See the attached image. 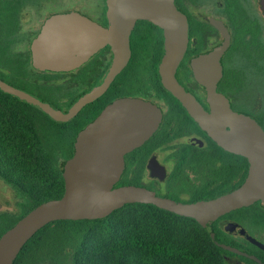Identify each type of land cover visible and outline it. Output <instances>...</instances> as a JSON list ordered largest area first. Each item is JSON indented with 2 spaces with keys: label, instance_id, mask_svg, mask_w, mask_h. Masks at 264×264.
<instances>
[{
  "label": "flooded vegetation",
  "instance_id": "flooded-vegetation-1",
  "mask_svg": "<svg viewBox=\"0 0 264 264\" xmlns=\"http://www.w3.org/2000/svg\"><path fill=\"white\" fill-rule=\"evenodd\" d=\"M175 5L187 18L189 37L187 52L175 72L178 83L206 112H211L208 92L197 80L192 63L225 45L217 91L234 111L253 116L264 128L260 122L264 118V0H175ZM71 13L103 27L109 25L107 0H0V39L15 41V53L30 57L35 92L63 111L102 85L114 62L112 46L107 44L71 70H38L33 66L32 44L44 25L55 16ZM136 28L138 46L149 58L137 68L141 74L135 84L127 72L131 70ZM130 48L128 63L106 91L77 113L82 112L83 130L119 99H141L159 108L162 117L157 129L125 155V166L115 186H144L188 203L216 199L239 189L248 177V157L218 144L163 83L159 70L164 55L162 28L149 20H138L130 36ZM212 228L215 237L205 230L213 247L218 248L215 260L223 264H264L261 200L218 217Z\"/></svg>",
  "mask_w": 264,
  "mask_h": 264
},
{
  "label": "water",
  "instance_id": "water-1",
  "mask_svg": "<svg viewBox=\"0 0 264 264\" xmlns=\"http://www.w3.org/2000/svg\"><path fill=\"white\" fill-rule=\"evenodd\" d=\"M107 2V27L78 13L55 16L44 25L32 44L33 66L50 71L74 69L110 44L114 62L102 85L81 97L68 111L55 109L2 79L0 90L36 105L58 121H69L86 103L103 94L126 66L131 56L130 36L136 22L149 20L164 33V55L159 66L164 85L218 144L248 157L247 180L229 194L192 203L165 197L144 186L116 187L125 166V155L153 135L162 115L157 106L141 99L113 101L76 136L75 152L62 171L65 184L62 197L39 204L0 237V264H14L30 238L52 221L104 218L126 204H152L191 218L213 237L212 223L218 217L258 200L264 205V128L253 116L234 111L228 99L217 91L223 75L221 57L226 46L192 63L197 80L208 92L211 112H206L175 76L189 42L187 18L177 8L175 0ZM220 246L226 248L223 244Z\"/></svg>",
  "mask_w": 264,
  "mask_h": 264
},
{
  "label": "trees",
  "instance_id": "trees-1",
  "mask_svg": "<svg viewBox=\"0 0 264 264\" xmlns=\"http://www.w3.org/2000/svg\"><path fill=\"white\" fill-rule=\"evenodd\" d=\"M139 43L136 28L133 33L131 70L127 72V77L133 79L135 84L141 74L137 68L144 64L143 59L146 61L149 58L143 56ZM14 44L13 40L0 39V78L48 101L35 92V80L29 68L30 57L15 53ZM159 59L160 55L157 56L156 63ZM2 96L7 98L5 100L11 99L22 105L21 112L25 121H16L0 111V178L14 188L22 199L18 214H0V237L39 204L62 197L65 190L63 167L73 156L75 138L82 130V112L69 121H58L36 105L2 90L0 103L8 102L1 100L4 99ZM260 122L264 126V118ZM51 169L56 171L57 178L59 175V184L58 180L54 181ZM138 207L195 224L206 237L208 264H223L215 260L218 248L213 247L209 234L197 221L142 203L126 204L104 218L52 221L30 238L14 264H87L89 255L86 244L90 234L108 224L122 210ZM143 225L141 222H124L114 231V237L108 241L115 245L111 250L105 249L106 255H99L103 257L105 264H207L199 254L197 259L185 254H175L170 241L166 242L160 235L150 238Z\"/></svg>",
  "mask_w": 264,
  "mask_h": 264
},
{
  "label": "rangeland",
  "instance_id": "rangeland-1",
  "mask_svg": "<svg viewBox=\"0 0 264 264\" xmlns=\"http://www.w3.org/2000/svg\"><path fill=\"white\" fill-rule=\"evenodd\" d=\"M5 100L6 97H1ZM8 102L0 103V111L6 113L10 118H14L16 121L23 122L25 118L21 112L22 105L19 102L11 99L5 100ZM28 141L29 137H26ZM34 146V145H33ZM32 147V146H28ZM54 181L58 180L60 183V177H56V171L51 169ZM20 195L10 185L5 183L0 178V202L2 207L0 214L4 212H10L18 214L21 211ZM124 222L138 223L141 222L147 233L151 238L155 235H160L166 242L170 241L173 245L175 254H185L187 257L197 259L198 254L205 258L206 263H209L208 252L206 254L205 244L206 237L199 231V228L188 221L182 219H174L166 217L165 215L155 212L152 209L147 208H126L112 217L111 221L97 228L93 231L87 241V253L88 263L87 264H105L103 257L99 255H106L105 249L111 250L115 245L114 242H109L108 239L113 238L114 231ZM150 230H146V229ZM146 250V249H145Z\"/></svg>",
  "mask_w": 264,
  "mask_h": 264
}]
</instances>
